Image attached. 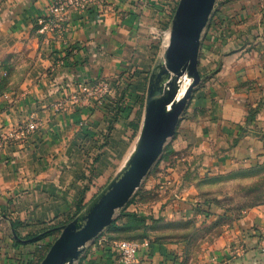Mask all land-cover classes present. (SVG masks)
I'll return each instance as SVG.
<instances>
[{
	"label": "crops",
	"instance_id": "obj_1",
	"mask_svg": "<svg viewBox=\"0 0 264 264\" xmlns=\"http://www.w3.org/2000/svg\"><path fill=\"white\" fill-rule=\"evenodd\" d=\"M53 1L0 0V139L39 125L0 152V264H41L78 205L123 168L148 74L163 55L156 35L167 29V0H105L69 12L54 30ZM211 16L201 82L143 182L153 196L115 214L74 264H123L114 251L121 241L139 244L134 264H264V202L221 212L205 200L218 194L220 176L264 167V0H216ZM102 81L112 89L105 102L69 99L78 84ZM191 219L200 241L198 229H186Z\"/></svg>",
	"mask_w": 264,
	"mask_h": 264
},
{
	"label": "water",
	"instance_id": "obj_2",
	"mask_svg": "<svg viewBox=\"0 0 264 264\" xmlns=\"http://www.w3.org/2000/svg\"><path fill=\"white\" fill-rule=\"evenodd\" d=\"M216 0H180L170 30L163 63L149 83L144 124L134 151L107 187L70 223L41 264H74L87 244L109 227L116 212L128 204L144 178L175 135L179 119L201 82V38ZM192 79L178 99L183 78Z\"/></svg>",
	"mask_w": 264,
	"mask_h": 264
},
{
	"label": "rangeland",
	"instance_id": "obj_3",
	"mask_svg": "<svg viewBox=\"0 0 264 264\" xmlns=\"http://www.w3.org/2000/svg\"><path fill=\"white\" fill-rule=\"evenodd\" d=\"M102 1H103V3H102L101 7L93 6L92 8H94V7L95 8L106 7V1L105 0H102ZM167 2L168 3L166 4V11H168L167 16H169V18H167L168 19V21H167L168 22L167 29L164 30V33H160L159 32V34L156 35V36H159V37L162 38L161 46H162V49H163V53L165 52V50H166V48H167V46L169 44L170 30H171L173 19H174L175 13L177 11V8H178L180 0H167ZM211 17H210L208 23H211L212 19H213V21L215 20V17H213L212 19H211ZM46 30H48L47 27H45V31ZM162 56L156 62L153 70L150 71V73L148 74L149 75V77H148L149 78V81H148L149 83H150V79H151L153 73L154 72H158L159 71V69H158L159 66L163 63ZM181 82H182L181 83L182 85L186 86L185 88H188V86L192 83V79H188L186 77ZM148 89H149V85L145 89V93H144L143 99H142V101L140 103V107H139V109L137 110V112H136V114L134 116V123L135 124H139V130L135 133L133 144L131 146L132 151L135 148V145H136V143L138 141L139 135L141 133V130H142V127H143V124H144L145 113H146V103H147V96H148ZM184 93L185 92H183L182 96L184 95ZM169 140L170 139H168L167 143L169 142ZM167 143H166V145H165V147L163 149L162 154L160 155L159 159L155 162V164L153 165V167H152L151 171L148 173V175L159 165L161 159L164 158L165 152L167 150ZM125 161L126 160H123V161L120 160V162H118V164L116 163L118 168H116V167L114 168L112 177H114L117 169H119L120 167L123 166ZM120 165H122V166H120ZM147 176L144 178L143 182L145 181ZM143 182H142L141 186L133 194V196H132V197H134L133 201L137 202V200L140 197H142V196L144 198L153 196V195H151V194H149L147 192L144 194L145 191L143 190ZM215 185L216 186L217 185L220 186V188L218 190V194L216 193L215 198L208 197L209 195H207V197H205V200L207 202H209V203L212 202L213 204L214 203L218 204L221 207V212L227 211V210H231V211L232 210L233 211L236 210L237 211L239 209H244L249 204L257 203V202H260V201H264V168H262V169L261 168H257L255 170H250L248 172H242L240 174L222 175L219 178H217V180L215 182ZM218 196L220 197V199H219ZM129 202H128L127 205H125V207H123L122 209L118 210L116 212V215L119 216L120 212H122L123 210L131 208V205H134V208L137 206L136 203H133V202L129 203ZM199 210H200V207H199ZM198 223H199V221H197V220L194 221V220L191 219L187 223L186 229L189 230V231H196V229L199 230L200 229V227H199L200 225ZM198 232H199V237H198L199 240L198 241H200V230ZM97 238L98 237H96L93 240H96ZM56 240L57 239H51L50 241H54L55 242ZM92 241H90L87 245H89ZM54 242H53V244H54Z\"/></svg>",
	"mask_w": 264,
	"mask_h": 264
},
{
	"label": "built area",
	"instance_id": "obj_4",
	"mask_svg": "<svg viewBox=\"0 0 264 264\" xmlns=\"http://www.w3.org/2000/svg\"><path fill=\"white\" fill-rule=\"evenodd\" d=\"M102 3V0H54L50 5V19L46 24L48 27H51V29H62L63 22L69 12L84 13L93 6L101 7ZM77 86L78 92H72L71 97H69L70 100L73 99L74 101H79L81 94H84L87 98L95 97L101 102H105L112 92L110 84L105 81L98 82L91 86L86 84H78ZM65 104V102H59L56 105V110H63ZM38 127V123L30 122L12 130L0 139V152L9 142L25 138L35 132ZM138 250L139 244L134 242L121 241L114 244L115 254L123 264L136 263Z\"/></svg>",
	"mask_w": 264,
	"mask_h": 264
},
{
	"label": "trees",
	"instance_id": "obj_5",
	"mask_svg": "<svg viewBox=\"0 0 264 264\" xmlns=\"http://www.w3.org/2000/svg\"><path fill=\"white\" fill-rule=\"evenodd\" d=\"M132 127L135 129V132H137L138 130H139V124H135V123H132ZM264 168V167H263ZM134 200V197H132L131 198V200H130V202L129 203H136V201H133ZM261 202H264V201H260V202H257V203H261ZM209 203V202H208ZM215 204V203H214ZM252 204H256V203H252ZM252 204H249L247 207H245V208H249V206L250 205H252ZM212 202H210L209 203V208L208 209H210V207H212ZM217 205V204H216ZM86 207V205H83V204H79L78 205V208H77V212L75 213V215L73 216V217H71L66 223H69V222H71L77 215H79L82 211H83V209ZM124 211V210H123ZM122 211V212H123ZM128 215V217L129 218H134V217H136L135 216V214L134 213H129V214H127ZM15 227L17 226V225H14Z\"/></svg>",
	"mask_w": 264,
	"mask_h": 264
},
{
	"label": "bare ground",
	"instance_id": "obj_6",
	"mask_svg": "<svg viewBox=\"0 0 264 264\" xmlns=\"http://www.w3.org/2000/svg\"><path fill=\"white\" fill-rule=\"evenodd\" d=\"M184 79V78H183ZM182 79V80H183ZM182 83V82H181ZM186 86H184V85H182L181 84V86L179 87V94H178V99H180L181 97H182V94H183V92H185L186 91V89L187 88H185Z\"/></svg>",
	"mask_w": 264,
	"mask_h": 264
}]
</instances>
